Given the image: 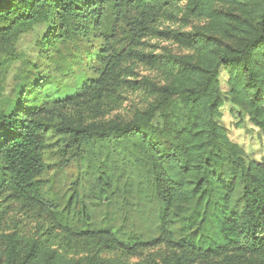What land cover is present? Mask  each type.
I'll return each mask as SVG.
<instances>
[{"label":"trees","instance_id":"1","mask_svg":"<svg viewBox=\"0 0 264 264\" xmlns=\"http://www.w3.org/2000/svg\"><path fill=\"white\" fill-rule=\"evenodd\" d=\"M181 1L0 0V55L19 59L21 37L46 24L39 45L56 52L59 73L69 77L83 70L79 90L57 101L59 107L79 106L73 118L62 115L55 121L45 115L49 110L41 90L56 84L49 75L31 80L13 108L0 111V264H145L130 258L162 241L169 251L153 264H264V161H247L216 120L223 106V68L232 101L264 130V0H186V15L209 19V31L157 28ZM151 35L193 52H147L143 39ZM134 61L160 65L171 78L158 89L160 100L124 123L85 120L84 106L113 100L126 83L127 63ZM175 97L192 123L167 142L153 120ZM49 133L66 137L62 151L68 163L90 157L105 144L128 143L143 174L128 178L126 185L144 202L157 204L160 237L128 236L111 223L92 226L84 208L71 217L78 202L73 195L66 212H59L43 177ZM98 168L101 197L114 194L120 175L108 164ZM5 202L36 212L42 221L32 231L22 229L17 220L8 221ZM84 218L89 226L80 222Z\"/></svg>","mask_w":264,"mask_h":264},{"label":"rangeland","instance_id":"2","mask_svg":"<svg viewBox=\"0 0 264 264\" xmlns=\"http://www.w3.org/2000/svg\"><path fill=\"white\" fill-rule=\"evenodd\" d=\"M186 3V0H183L175 4L169 13L158 21L156 27L181 32L199 29L209 31L211 21L207 18H189L185 13ZM215 7L234 15H242L241 12L223 4H215ZM46 32L47 25L39 24L24 34L17 45L19 59L0 55V111L9 112L20 92L27 90L31 85V80L39 75H49L56 80V84L52 85V88L46 86L41 90L44 108L49 110L45 115L60 121L62 115L73 118L78 114L79 106L68 104L59 107L58 105L61 106L62 103L57 101L67 95L73 96L79 90L83 70H78L69 77L59 73L55 61L56 52L53 49L44 52L39 45ZM143 46L145 51L155 55L168 53L184 55L193 52L173 39L156 35L145 37ZM33 64L38 67L37 70L33 68ZM127 66L131 69L123 77L126 83L113 93V100L106 99L105 105L100 107L84 106L87 108L84 112L85 120L96 121L99 124L124 123L135 119L140 111L160 100L158 89L166 87L171 80L164 69L160 65L139 61L128 62ZM220 80L223 106L220 115L216 117L217 122L226 128L230 139L242 148L247 161H264V130L255 126L244 108L232 101L228 74L223 68L220 69ZM23 96L25 97V94ZM170 101V109L165 114L157 111L153 120L160 130H164L167 142L183 127L192 123V116L182 101L176 97ZM65 143L66 137L49 133L47 166L43 176L48 180L47 191L56 198L59 212H66L71 195L77 196L78 202L71 210V217H79V211L84 208L90 215L89 221L92 226L111 223L128 236L140 234L144 239L159 238L161 233L158 229L160 220L157 204L144 202V198L137 194L136 189L126 185L128 178L131 181L137 174H143V169L135 163L136 155L131 152L130 145L105 144L94 150L90 157L81 161L74 158L68 163L67 156L62 151ZM100 164L112 166L121 177L118 189L114 194L109 193L107 197L100 195L101 188L98 183ZM7 203L9 202L3 204ZM8 205L10 212L7 215L8 221L17 220L18 226L22 229L32 231L37 221H42L36 212L26 213L16 202H10ZM89 221L84 218L80 222L84 226H89ZM169 247L167 242L162 241L131 257L130 260L153 264V260L159 261L161 256L169 251Z\"/></svg>","mask_w":264,"mask_h":264}]
</instances>
